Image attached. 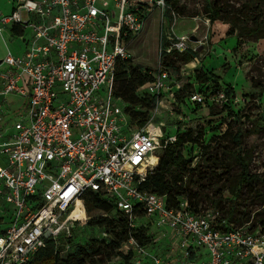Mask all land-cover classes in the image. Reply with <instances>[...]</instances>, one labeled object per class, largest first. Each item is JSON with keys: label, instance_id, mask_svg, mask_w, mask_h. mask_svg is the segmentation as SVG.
Instances as JSON below:
<instances>
[{"label": "built area", "instance_id": "built-area-1", "mask_svg": "<svg viewBox=\"0 0 264 264\" xmlns=\"http://www.w3.org/2000/svg\"><path fill=\"white\" fill-rule=\"evenodd\" d=\"M153 13L160 54L186 50L188 34L175 40L179 13L167 0H15L10 14L0 15V24L30 33L26 49L7 53L0 70V96L26 99L13 128L0 130V264L29 263L48 239L69 246L70 227L86 224L75 213L85 209V191L145 230L147 245L121 243L132 264H264V232L229 228L217 208L194 212L181 196L169 206L165 195L139 187L176 131L152 119L137 126L112 83L117 60L129 58L128 45ZM150 73L139 90L158 96L157 105L180 89L161 65ZM224 100L221 86L186 94L192 104Z\"/></svg>", "mask_w": 264, "mask_h": 264}, {"label": "rangeland", "instance_id": "rangeland-1", "mask_svg": "<svg viewBox=\"0 0 264 264\" xmlns=\"http://www.w3.org/2000/svg\"><path fill=\"white\" fill-rule=\"evenodd\" d=\"M15 0H0V15L7 16L11 12L12 4ZM211 0H177V9L179 16L173 25V33L175 40L182 34H194L197 41L188 40L186 50L177 52H186L189 49L198 51L195 61V68L191 71L187 67L190 62H185L181 54L171 52L168 55H161L159 52V26L157 14L153 13L144 24L141 33L128 45L129 59L132 65H136L142 69H150L155 71L160 65L169 71L171 79L174 80L175 86L191 90L203 88L217 87L211 80L200 81L198 76L201 72L206 73L209 77H218L219 85L226 87V100L214 103L215 111H220L223 106L229 105L235 112L241 116L239 123L234 122L233 118L223 113V118L213 119L209 121L208 111L203 107H198L192 103L184 101L187 92H182L180 96L174 94L164 95L163 103L156 105L154 108L142 106L141 103L136 105H128L130 112H138L140 118L146 117L152 119L153 122L163 121L169 133L184 132L190 133L192 137L201 136L203 144L209 142L213 135L220 134L227 127L232 128L235 132L238 128L243 134L241 150L247 154L249 158V171L257 176L256 180L250 185H244L236 182V178L241 172V167L235 162L225 160L227 172L221 173L216 169L217 175H213L202 167L203 173L198 175L195 184L191 186L199 189L202 198L198 200V209L217 208L223 217L229 222V227H244L245 229L261 231L258 218L263 214L264 203L262 196L264 195V38H243L237 43L235 34L228 31L233 30L236 33L237 28L228 22L216 19L214 22L207 20L208 15L204 11V6ZM244 0H227L233 8L238 7ZM196 11L197 15L192 16L191 12ZM23 18L27 17L25 11L21 13ZM264 16V13H263ZM0 26L5 27L3 24ZM8 35L4 40L0 36V59H3L7 53V48L15 45L19 46L18 36L9 28ZM5 33V32H4ZM5 35V34H4ZM6 44V45H5ZM9 46H8V45ZM7 46V48H6ZM11 50V49H10ZM192 61V60H191ZM3 63H0V66ZM197 77V78H196ZM252 79L262 81L263 88H255ZM192 84L187 88L186 85ZM138 97H142L137 92ZM19 97V96H17ZM17 100H7L8 104H16L22 102L21 106L8 108L4 105L5 111L0 114V130L6 128L11 130L14 122L18 120L24 112V99L19 97ZM5 104V103H3ZM167 105L171 111H168ZM208 106V105H207ZM158 108V110H157ZM229 149L234 148L231 141H226ZM193 144V143H192ZM192 150L198 159L206 157L205 152L199 145L193 144ZM225 159L226 155L221 156ZM229 186H234V193L229 190ZM210 198H219L217 206L210 205ZM228 210H233L235 220L226 217ZM78 217L81 219H89L92 217L105 216L102 210L84 209V213ZM142 223L144 221H141ZM69 227H65L64 231ZM72 233V242L85 243L89 238L96 235L92 227L82 224V221L73 224L70 227ZM63 233L60 237H64ZM65 238V237H64ZM66 239V238H65ZM68 244L60 243L58 248L61 256L66 253ZM104 264H123L120 255L111 258Z\"/></svg>", "mask_w": 264, "mask_h": 264}, {"label": "trees", "instance_id": "trees-1", "mask_svg": "<svg viewBox=\"0 0 264 264\" xmlns=\"http://www.w3.org/2000/svg\"><path fill=\"white\" fill-rule=\"evenodd\" d=\"M167 3L173 9H177V0H167ZM204 11L210 21L214 22L216 19H220L237 28L236 33L233 30H229L228 32L236 35L238 44L243 38H264V0H244L236 8L229 5L227 0H211L204 6ZM191 15L196 16V11L191 12ZM20 29L18 26H12L14 34H20ZM173 53L181 54L185 62L190 61L187 64L189 69L194 67L195 61L193 59L198 55L197 50L189 49L184 53L177 51ZM198 78L200 81L211 80L215 82L214 84L217 87L219 85L218 77H209L206 73L201 72ZM151 79L150 69H142L136 65H132L129 58L117 60L113 74L112 94L125 103V111L137 126H143L148 118H140L136 111L130 112L129 109L131 108L128 105L141 103L142 106L148 108H154L157 105L159 101L158 96L148 94L144 90H139L141 86ZM251 81L255 88H263L262 81L256 79H252ZM186 87L190 90L192 84L190 83ZM186 90L188 89H179L175 93V96L183 95L182 92ZM229 91L230 88L227 90L225 87V93ZM137 92L142 97H138ZM184 101L188 103L186 95ZM195 105L201 108L204 107L208 111L209 121L223 118L224 112H227V115L231 116L236 123H239L241 120L239 113L235 112L229 105L223 106L220 111H215L214 105ZM242 138L243 134L239 128L233 132L230 127H227L218 135H213L206 144H203L201 141V136L192 137L187 132L176 133L175 142L166 145L159 155L156 167L145 176L139 187L144 191L165 195L166 203L169 206L175 205L177 202L176 198L181 196L187 200L189 208L192 211L198 212L201 209H198L197 204L202 195L198 188H191V186L195 184L198 175L203 173L202 167L213 175H217L216 169L220 170L221 173L218 175L220 177L221 174L227 172L228 166L225 160L229 162L232 159L233 162L241 167V172L237 176L236 182L250 185L253 180L257 179V176L249 171L250 157L244 154L240 148ZM226 141H231L235 147L229 149L227 143H225ZM192 143L199 145L205 152L206 157L199 160L194 150H192ZM224 155L227 156L226 159L221 157ZM234 189V186H229V190L232 193H234ZM82 198L87 211L97 209L107 213L105 216L89 218L85 224L94 230L99 228L106 231L107 237L100 239L94 235L85 243L72 242L69 246H66V253L63 257L57 245L63 242L64 244H68L67 241L63 238L58 241L48 239L45 247L39 249L27 264H104L118 255L122 257L123 264H132L131 253L126 254L120 251L121 243L133 238L138 244L147 245L149 238L145 234V230L143 228H131L128 219L115 209L111 202L99 194L85 191ZM262 202L264 203V195L262 196ZM218 203L219 198H210V205L217 206ZM262 212L263 214L258 220L261 231L264 232V210ZM226 217L230 220H235L234 211L228 210ZM252 227L255 229L256 225L253 224ZM68 241H72V238H69Z\"/></svg>", "mask_w": 264, "mask_h": 264}, {"label": "crops", "instance_id": "crops-1", "mask_svg": "<svg viewBox=\"0 0 264 264\" xmlns=\"http://www.w3.org/2000/svg\"><path fill=\"white\" fill-rule=\"evenodd\" d=\"M13 3L14 2H11L12 4V7H11V11L13 9ZM5 27H1L0 26V36L1 38H3L4 40L6 39L7 35H8V29L9 28L12 32V26L13 25H10V24H3ZM21 32L20 34H16V36H18V41H19V46L15 45L14 43L13 44V47H9L10 49L7 48V53H11V54H19L21 52H23L25 49H26V46H27V43H28V39H29V36H30V33L26 30V29H20ZM5 32V33H4ZM5 34V35H4ZM6 45V44H5ZM8 45V44H7ZM9 46V45H8ZM6 53V54H7ZM5 54V55H6ZM4 69V65H1L0 66V70ZM26 79H25V82H24V85L26 84ZM20 99L19 97H17L16 95H8V96H0V114L3 113V111H5L4 109V105H7L8 108H15L14 106H21L20 104L22 102H17L16 104H8L7 103V100H10V101H13V100H17V99ZM5 103V104H3ZM26 104V99L24 100L23 102V105Z\"/></svg>", "mask_w": 264, "mask_h": 264}, {"label": "water", "instance_id": "water-1", "mask_svg": "<svg viewBox=\"0 0 264 264\" xmlns=\"http://www.w3.org/2000/svg\"><path fill=\"white\" fill-rule=\"evenodd\" d=\"M188 39L190 40V41H197V37L194 35V34H190L189 36H188ZM2 62V59H0V63ZM49 235H50V232L49 231H46L45 233H44V236L47 238V237H49Z\"/></svg>", "mask_w": 264, "mask_h": 264}, {"label": "bare ground", "instance_id": "bare-ground-1", "mask_svg": "<svg viewBox=\"0 0 264 264\" xmlns=\"http://www.w3.org/2000/svg\"><path fill=\"white\" fill-rule=\"evenodd\" d=\"M79 211L84 213V211L82 209H80L79 206H77V208L75 209V213H79Z\"/></svg>", "mask_w": 264, "mask_h": 264}]
</instances>
